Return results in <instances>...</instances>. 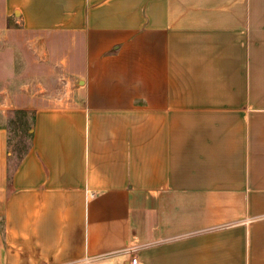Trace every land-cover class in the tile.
I'll list each match as a JSON object with an SVG mask.
<instances>
[{"label":"crops","instance_id":"0c3cea01","mask_svg":"<svg viewBox=\"0 0 264 264\" xmlns=\"http://www.w3.org/2000/svg\"><path fill=\"white\" fill-rule=\"evenodd\" d=\"M16 6L83 37V104L36 103L11 166L0 123V264H264V0Z\"/></svg>","mask_w":264,"mask_h":264},{"label":"rangeland","instance_id":"374dc122","mask_svg":"<svg viewBox=\"0 0 264 264\" xmlns=\"http://www.w3.org/2000/svg\"><path fill=\"white\" fill-rule=\"evenodd\" d=\"M15 9L6 18L0 17V123L9 130L13 154L10 166L29 142L27 130L36 103L56 102L64 106L68 103L63 97L69 92L70 104H83L77 78L68 72L69 64L79 67L83 37L70 38L75 46L67 51V34L37 37L20 20L19 7ZM44 42L48 45H42ZM21 94L29 99L26 101Z\"/></svg>","mask_w":264,"mask_h":264},{"label":"built area","instance_id":"2783aa9c","mask_svg":"<svg viewBox=\"0 0 264 264\" xmlns=\"http://www.w3.org/2000/svg\"><path fill=\"white\" fill-rule=\"evenodd\" d=\"M131 264H142V263L137 262V259L135 257H132Z\"/></svg>","mask_w":264,"mask_h":264}]
</instances>
